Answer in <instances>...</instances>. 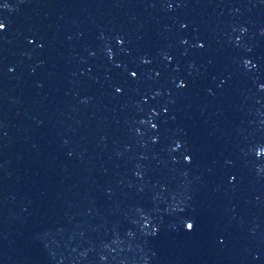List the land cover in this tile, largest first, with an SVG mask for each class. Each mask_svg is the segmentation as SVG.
Listing matches in <instances>:
<instances>
[{
    "label": "water",
    "instance_id": "obj_1",
    "mask_svg": "<svg viewBox=\"0 0 264 264\" xmlns=\"http://www.w3.org/2000/svg\"><path fill=\"white\" fill-rule=\"evenodd\" d=\"M0 24V264H264V0Z\"/></svg>",
    "mask_w": 264,
    "mask_h": 264
},
{
    "label": "snow or ice",
    "instance_id": "obj_2",
    "mask_svg": "<svg viewBox=\"0 0 264 264\" xmlns=\"http://www.w3.org/2000/svg\"><path fill=\"white\" fill-rule=\"evenodd\" d=\"M3 27H4V26H3L2 24H0V28H3ZM189 227L192 228L193 225L191 224Z\"/></svg>",
    "mask_w": 264,
    "mask_h": 264
}]
</instances>
